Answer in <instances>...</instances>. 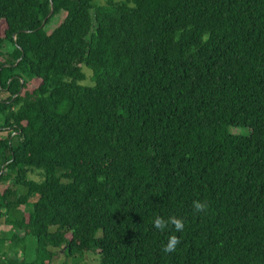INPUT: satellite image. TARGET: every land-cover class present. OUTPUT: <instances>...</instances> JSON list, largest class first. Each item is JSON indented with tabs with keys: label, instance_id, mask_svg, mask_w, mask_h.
I'll return each instance as SVG.
<instances>
[{
	"label": "trees",
	"instance_id": "trees-1",
	"mask_svg": "<svg viewBox=\"0 0 264 264\" xmlns=\"http://www.w3.org/2000/svg\"><path fill=\"white\" fill-rule=\"evenodd\" d=\"M2 22L0 264H264V0H0Z\"/></svg>",
	"mask_w": 264,
	"mask_h": 264
},
{
	"label": "rangeland",
	"instance_id": "rangeland-1",
	"mask_svg": "<svg viewBox=\"0 0 264 264\" xmlns=\"http://www.w3.org/2000/svg\"><path fill=\"white\" fill-rule=\"evenodd\" d=\"M105 0H94L95 4H103ZM116 1H122V0H116ZM5 30H6V24L5 22L1 23L0 26V37L3 38L5 36ZM8 50H9V45H8ZM5 52H7V45L5 47ZM85 72L90 75L91 71H89L88 69L85 68ZM87 85V84H86ZM38 86V82L34 83L32 85V87H37ZM0 123H3V120L0 119ZM231 133L234 135H249L250 132L248 129H242V128H238V129H230ZM30 179L35 180L37 182H41L43 181V173L39 172V171H34L33 174H29ZM27 211L31 210V207H28L26 209ZM0 224V237L2 238H9L10 235H3L5 232L3 229H6L5 227H1ZM8 230V229H7ZM35 252H36V241L34 238H30L29 242H28V248H27V257L30 261H33L35 259ZM53 252L56 254V257L54 258V263L55 264H63L65 262L69 263V264H100L99 258L96 255H91L86 259H82L80 257H76V258H68L66 253L61 249V250H53Z\"/></svg>",
	"mask_w": 264,
	"mask_h": 264
},
{
	"label": "clouds",
	"instance_id": "clouds-1",
	"mask_svg": "<svg viewBox=\"0 0 264 264\" xmlns=\"http://www.w3.org/2000/svg\"><path fill=\"white\" fill-rule=\"evenodd\" d=\"M193 207L197 212H199V211L205 210L207 205L197 200V201H193ZM168 223L174 224L175 229L178 232L182 231L184 228V223L182 222V220L176 219L175 217L171 218L170 221H165L164 219L157 217L154 221V227L160 230H164L167 227ZM178 243H179V240L175 235L169 237L168 244L164 248V251L170 252V251L175 250Z\"/></svg>",
	"mask_w": 264,
	"mask_h": 264
}]
</instances>
